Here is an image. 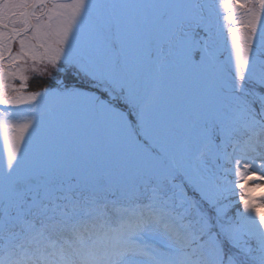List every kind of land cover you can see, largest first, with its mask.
Returning <instances> with one entry per match:
<instances>
[{
  "label": "snow or ice",
  "instance_id": "1",
  "mask_svg": "<svg viewBox=\"0 0 264 264\" xmlns=\"http://www.w3.org/2000/svg\"><path fill=\"white\" fill-rule=\"evenodd\" d=\"M0 264H264V0H0Z\"/></svg>",
  "mask_w": 264,
  "mask_h": 264
},
{
  "label": "rangeland",
  "instance_id": "2",
  "mask_svg": "<svg viewBox=\"0 0 264 264\" xmlns=\"http://www.w3.org/2000/svg\"><path fill=\"white\" fill-rule=\"evenodd\" d=\"M237 15H239L237 13ZM48 71L52 73L51 76L48 75H39L34 72H26L25 75L29 77L27 81V88L25 89L28 92L42 91L44 88L54 89L56 87V81L64 79V73H58L49 67ZM12 84L19 87L22 83L19 78H15L11 81Z\"/></svg>",
  "mask_w": 264,
  "mask_h": 264
}]
</instances>
